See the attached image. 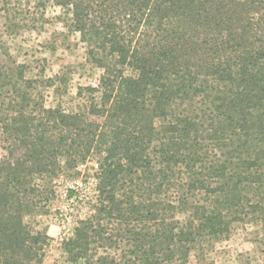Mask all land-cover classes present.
Segmentation results:
<instances>
[{
	"label": "trees",
	"instance_id": "trees-1",
	"mask_svg": "<svg viewBox=\"0 0 264 264\" xmlns=\"http://www.w3.org/2000/svg\"><path fill=\"white\" fill-rule=\"evenodd\" d=\"M50 5L102 72L72 111L3 40ZM0 136V264H44L55 182L90 172L71 264H215L240 228L264 243V0H0Z\"/></svg>",
	"mask_w": 264,
	"mask_h": 264
},
{
	"label": "rangeland",
	"instance_id": "rangeland-1",
	"mask_svg": "<svg viewBox=\"0 0 264 264\" xmlns=\"http://www.w3.org/2000/svg\"><path fill=\"white\" fill-rule=\"evenodd\" d=\"M59 8L48 6L46 16L49 22L41 31H21L4 34L10 54L20 64L28 66V76L39 80H52L54 87H42L47 107L62 106L67 111L78 105L76 94L80 87L96 86L102 72L86 59V49L80 35L69 33L57 19ZM3 22H1L2 24ZM5 156L0 136V158ZM88 173V172H87ZM90 174L92 179V172ZM83 184L77 181H56L57 202L48 216L39 218L52 239L44 264H71L62 250L63 241L68 238L80 220L93 213V181ZM75 191L72 199L67 191ZM254 230L237 229L231 237L218 244L212 254L215 264H264V243L256 241Z\"/></svg>",
	"mask_w": 264,
	"mask_h": 264
}]
</instances>
